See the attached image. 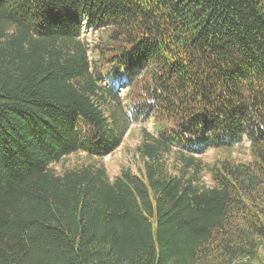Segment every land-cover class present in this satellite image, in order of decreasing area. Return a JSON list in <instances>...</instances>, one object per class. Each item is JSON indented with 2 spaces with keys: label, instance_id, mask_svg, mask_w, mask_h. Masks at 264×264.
<instances>
[{
  "label": "trees",
  "instance_id": "16d2710c",
  "mask_svg": "<svg viewBox=\"0 0 264 264\" xmlns=\"http://www.w3.org/2000/svg\"><path fill=\"white\" fill-rule=\"evenodd\" d=\"M0 264H264V0H0Z\"/></svg>",
  "mask_w": 264,
  "mask_h": 264
},
{
  "label": "rangeland",
  "instance_id": "374dc122",
  "mask_svg": "<svg viewBox=\"0 0 264 264\" xmlns=\"http://www.w3.org/2000/svg\"><path fill=\"white\" fill-rule=\"evenodd\" d=\"M83 28L85 30V36L86 41L91 43L95 40L96 36H94L93 33L90 32V29L87 28L86 24H83ZM125 90H122V93ZM149 132H152L151 124L147 123L145 126ZM140 126L139 125H132L130 127V130L127 132L125 139L123 141V144L114 152L108 156H106L102 160V164L105 165L108 173V177L111 179L116 175L120 168L123 166H131L132 168L135 167L137 164V160L134 158L133 153L135 147L138 145L140 141ZM248 143L244 144V148L233 150L232 155L236 157L237 159H241L243 161L249 160L248 155V149L246 148ZM85 154L80 153L77 156H71L69 157L70 164L78 161H81L84 158ZM219 156H221L220 150H209L204 155L201 156V159L205 163H212L214 160H216ZM57 170H59L58 167H56ZM204 181L206 182L205 185L209 186L211 184L208 175H204Z\"/></svg>",
  "mask_w": 264,
  "mask_h": 264
},
{
  "label": "clouds",
  "instance_id": "9594fccd",
  "mask_svg": "<svg viewBox=\"0 0 264 264\" xmlns=\"http://www.w3.org/2000/svg\"><path fill=\"white\" fill-rule=\"evenodd\" d=\"M88 28V27H87ZM89 29V28H88ZM83 31H84V34H85V30H84V28H83ZM91 32V31H90Z\"/></svg>",
  "mask_w": 264,
  "mask_h": 264
}]
</instances>
